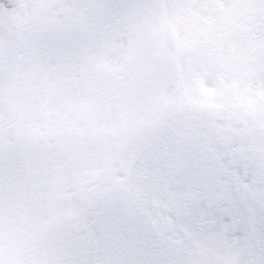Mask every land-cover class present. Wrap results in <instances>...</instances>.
Masks as SVG:
<instances>
[{"label": "snow or ice", "instance_id": "6c2138e0", "mask_svg": "<svg viewBox=\"0 0 264 264\" xmlns=\"http://www.w3.org/2000/svg\"><path fill=\"white\" fill-rule=\"evenodd\" d=\"M0 264H264V0H0Z\"/></svg>", "mask_w": 264, "mask_h": 264}]
</instances>
